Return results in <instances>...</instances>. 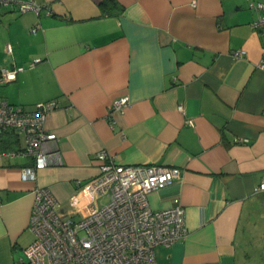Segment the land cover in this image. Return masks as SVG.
<instances>
[{
	"label": "crops",
	"instance_id": "crops-1",
	"mask_svg": "<svg viewBox=\"0 0 264 264\" xmlns=\"http://www.w3.org/2000/svg\"><path fill=\"white\" fill-rule=\"evenodd\" d=\"M33 1L39 13L0 6V68L16 70L0 99L26 110L55 100L44 127L57 153L23 180L33 164L24 134L0 135V264H26L34 186L66 205L97 174L101 150L181 169L148 193L155 210L181 205L188 228L156 248V264L264 261V236L252 251L264 218V34L250 6L264 0ZM121 96L129 103L109 114Z\"/></svg>",
	"mask_w": 264,
	"mask_h": 264
},
{
	"label": "built area",
	"instance_id": "built-area-1",
	"mask_svg": "<svg viewBox=\"0 0 264 264\" xmlns=\"http://www.w3.org/2000/svg\"><path fill=\"white\" fill-rule=\"evenodd\" d=\"M15 4L20 12L39 13L42 8L33 0H0L2 7ZM250 6L257 11L251 25L264 34V2ZM6 49L10 50L8 45ZM241 53L243 50L233 51L235 56ZM39 60L35 58L30 65ZM256 67L264 71V50ZM15 77V69L0 68V83ZM128 103L127 96L113 100L109 114L122 111ZM56 106L55 100H49L26 110L0 99V135L8 130L23 133L26 146L22 152L33 158L31 166L21 169L23 180L35 181L37 170L57 153L56 134L44 127L47 113ZM96 158L97 174L82 182L66 205L47 186H34L28 224L34 239L24 250L26 264H156L157 247H169L188 234L181 205L155 210L148 200L151 190L180 177L179 167L119 163L104 150ZM258 189L264 190V182Z\"/></svg>",
	"mask_w": 264,
	"mask_h": 264
},
{
	"label": "rangeland",
	"instance_id": "rangeland-1",
	"mask_svg": "<svg viewBox=\"0 0 264 264\" xmlns=\"http://www.w3.org/2000/svg\"><path fill=\"white\" fill-rule=\"evenodd\" d=\"M255 221H256L257 225H259V229L254 230L255 235L253 236L254 242L252 243V245H253L252 251H254L256 254H258L259 246H257V245H260L258 240H260L259 239L260 236H264V218H256ZM260 257H262V256L260 255ZM257 261H258L257 263L264 264V261H261V260H257Z\"/></svg>",
	"mask_w": 264,
	"mask_h": 264
},
{
	"label": "trees",
	"instance_id": "trees-1",
	"mask_svg": "<svg viewBox=\"0 0 264 264\" xmlns=\"http://www.w3.org/2000/svg\"><path fill=\"white\" fill-rule=\"evenodd\" d=\"M112 0H106V2H111Z\"/></svg>",
	"mask_w": 264,
	"mask_h": 264
}]
</instances>
